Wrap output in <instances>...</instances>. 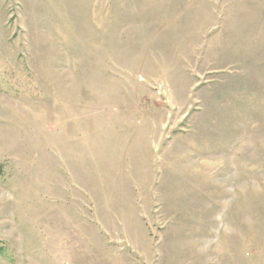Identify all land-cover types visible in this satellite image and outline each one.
Here are the masks:
<instances>
[{
	"label": "rangeland",
	"instance_id": "obj_1",
	"mask_svg": "<svg viewBox=\"0 0 264 264\" xmlns=\"http://www.w3.org/2000/svg\"><path fill=\"white\" fill-rule=\"evenodd\" d=\"M0 264H264V0H0Z\"/></svg>",
	"mask_w": 264,
	"mask_h": 264
},
{
	"label": "trees",
	"instance_id": "obj_2",
	"mask_svg": "<svg viewBox=\"0 0 264 264\" xmlns=\"http://www.w3.org/2000/svg\"><path fill=\"white\" fill-rule=\"evenodd\" d=\"M4 172V164L0 163V176L3 174Z\"/></svg>",
	"mask_w": 264,
	"mask_h": 264
}]
</instances>
